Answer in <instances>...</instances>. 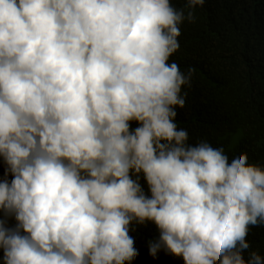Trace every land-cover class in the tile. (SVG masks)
<instances>
[{
    "label": "clouds",
    "instance_id": "clouds-1",
    "mask_svg": "<svg viewBox=\"0 0 264 264\" xmlns=\"http://www.w3.org/2000/svg\"><path fill=\"white\" fill-rule=\"evenodd\" d=\"M203 4L0 0L3 264H132L137 227L153 258L264 264V164L176 122L194 69L170 57Z\"/></svg>",
    "mask_w": 264,
    "mask_h": 264
},
{
    "label": "trees",
    "instance_id": "trees-1",
    "mask_svg": "<svg viewBox=\"0 0 264 264\" xmlns=\"http://www.w3.org/2000/svg\"><path fill=\"white\" fill-rule=\"evenodd\" d=\"M172 2L179 7L185 0ZM195 16L180 26V48L170 57L182 71L194 69L191 87L182 89L187 96L177 109V126L188 131L190 142L206 139L264 164V0H204ZM4 167L0 158V179ZM129 234L138 250L132 264H183L163 251L149 255L148 242L158 235L153 228ZM246 239L264 254V227H250ZM2 255L0 250V264Z\"/></svg>",
    "mask_w": 264,
    "mask_h": 264
}]
</instances>
